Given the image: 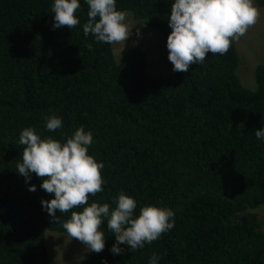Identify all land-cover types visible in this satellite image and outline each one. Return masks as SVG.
<instances>
[{"label":"trees","instance_id":"obj_1","mask_svg":"<svg viewBox=\"0 0 264 264\" xmlns=\"http://www.w3.org/2000/svg\"><path fill=\"white\" fill-rule=\"evenodd\" d=\"M264 7V0H255ZM175 0H117L167 42ZM54 0H0V264H49L46 230L66 232L71 211L54 221L42 201L54 198L18 173L32 127L42 139L66 142L79 127L93 134L89 155L102 162L104 191L93 202L116 207L121 191L144 206L170 208L175 226L142 249L105 248L84 264H264V228L254 208L264 204V63L256 87L243 86L235 41L227 54L209 53L187 72L147 74L142 48L117 61L112 44L85 35L89 7L80 0V24L54 28ZM91 45V48L88 47ZM62 120L56 131L46 118ZM35 185L36 191L29 188Z\"/></svg>","mask_w":264,"mask_h":264},{"label":"clouds","instance_id":"obj_2","mask_svg":"<svg viewBox=\"0 0 264 264\" xmlns=\"http://www.w3.org/2000/svg\"><path fill=\"white\" fill-rule=\"evenodd\" d=\"M86 3L89 7L88 20L83 25L86 36L91 34L97 42L105 44L128 40L132 34L128 13L117 10V0H86ZM80 6V0H54L53 27L74 29L80 24L76 16ZM260 14L254 0H175L169 17L173 31L167 39L173 71L187 72L190 65L203 63L209 53L227 54L232 43L239 41L257 23ZM61 127V118L55 115L46 118L48 131ZM255 136L264 140V129L256 130ZM18 142L24 148L17 171L28 181L35 173L43 181L40 187L54 194L50 201H42L54 221H59L57 211L68 213L84 206L82 211H71L63 228L89 251L99 253L105 248V235L100 230L104 218H107L109 231L115 234L113 254L123 252L120 247L123 244L128 245L130 251L142 249L145 242L151 244L175 226V213L170 208L144 206L139 215H135L137 201L124 191L114 198L116 207L112 210L107 203L88 204L90 196L104 191L105 180L104 164L89 155L93 134L84 127H79L64 143L51 137L42 139L35 128L28 127L22 130ZM29 190L36 191V186L32 185ZM158 259L153 254L150 264H157Z\"/></svg>","mask_w":264,"mask_h":264},{"label":"rangeland","instance_id":"obj_3","mask_svg":"<svg viewBox=\"0 0 264 264\" xmlns=\"http://www.w3.org/2000/svg\"><path fill=\"white\" fill-rule=\"evenodd\" d=\"M254 4L260 9L259 20L239 41H235L239 54L237 74L243 86L249 89L256 87V66L264 63V7L259 6L255 0ZM124 11L128 13L127 21L132 34L125 43L112 44L116 60L120 61L130 47L139 46L146 54L147 74L153 78L169 76L173 72V64L168 59L169 50L161 31L135 20L131 11ZM253 210L258 214L264 228V204ZM45 241L49 264H84L85 258L95 253L65 232L46 230Z\"/></svg>","mask_w":264,"mask_h":264}]
</instances>
